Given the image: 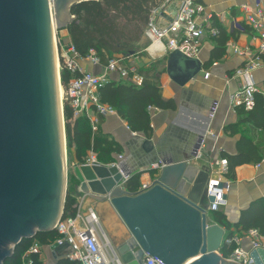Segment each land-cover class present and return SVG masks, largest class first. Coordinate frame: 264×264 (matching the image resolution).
<instances>
[{
  "label": "water",
  "instance_id": "obj_1",
  "mask_svg": "<svg viewBox=\"0 0 264 264\" xmlns=\"http://www.w3.org/2000/svg\"><path fill=\"white\" fill-rule=\"evenodd\" d=\"M83 1L89 0H0V264L22 240L54 230L64 213L66 122L64 160L57 144L56 123L61 120L49 32L53 19L56 30L65 29L73 20L71 8ZM203 66L199 59L175 51L169 55L167 73L184 86ZM62 111L65 114L64 103ZM142 136L137 134L135 140L138 167L127 165L124 170L130 175L148 167L155 178L137 195L119 185L117 166L74 168L79 191L109 200L127 227L128 234L116 247L122 263L143 264L151 256L164 264H238L219 254L225 229L209 224L215 196L208 195L207 186L218 174L192 162L197 150L185 158L166 155L153 139ZM204 137L197 136V149ZM156 163L157 169L152 167ZM225 180L222 177L214 189H221ZM251 257L252 264H264V245Z\"/></svg>",
  "mask_w": 264,
  "mask_h": 264
},
{
  "label": "trees",
  "instance_id": "obj_2",
  "mask_svg": "<svg viewBox=\"0 0 264 264\" xmlns=\"http://www.w3.org/2000/svg\"><path fill=\"white\" fill-rule=\"evenodd\" d=\"M163 0H89L75 4L71 8L73 20L65 28L69 39L65 44H72L81 58H86L90 50H94L103 66L108 60L119 57L129 64L131 58L137 54L136 46L141 42L145 28L149 22L153 7ZM218 35L213 38L214 47L206 67L213 61L223 58L226 53V44L230 34L226 28L219 26ZM61 82L65 90L69 81L79 73H72L60 57ZM144 82L137 86L129 79H113L98 89L100 101L116 109L117 114L127 122L129 129L134 133H142L151 139L154 131L149 107L160 110H176L174 99H165L160 86L161 72L150 77L143 70ZM237 121L227 124L225 132L239 135L236 142V152H223L222 158L227 160V172L224 177L233 180L236 168L244 164H260L264 160V147L259 146L249 132L252 129L264 133V94L259 91L255 94V105L252 110L238 108ZM66 122L67 150L73 152L76 161L83 164L90 151L97 154L98 160L104 165L114 163V155L121 154V147L109 135L104 133L99 124L96 132L92 131V124L88 117L74 118L73 110L68 102L64 105ZM154 174V172H153ZM141 172L130 174L124 183L127 192L137 195L140 193ZM78 209V199L69 188L66 195L65 208L62 220L72 218ZM214 222L225 229V235L220 249L224 258H229L235 244L231 241L234 236H242L250 229H258L264 237V198L256 201L248 210L241 213L239 221L232 223L225 213L220 210L213 213ZM60 235L57 230L39 232L35 237L24 239L16 246L12 255L5 260V264H25L28 259L32 264H43L40 250L26 255L34 242L41 246L54 243ZM54 264H81L71 261L66 256L58 257Z\"/></svg>",
  "mask_w": 264,
  "mask_h": 264
},
{
  "label": "built area",
  "instance_id": "obj_3",
  "mask_svg": "<svg viewBox=\"0 0 264 264\" xmlns=\"http://www.w3.org/2000/svg\"><path fill=\"white\" fill-rule=\"evenodd\" d=\"M49 1L52 4L54 0ZM236 8L234 15L230 10L225 26L230 34L226 44L227 51L244 58L243 64L236 67L232 74V77L237 78L240 83L239 88L229 97L230 106L235 112L241 107L245 110H252L255 105V94L261 91L255 81L254 73L264 67V0H253L251 4L242 3ZM219 18L218 13L207 10V6L202 0H163L152 8L149 22L145 28L144 36L150 41L147 51L155 55L162 50L166 53L178 51L188 58L199 59L205 37L214 38L218 35ZM243 32L249 33L256 43L240 47L236 37ZM60 57L63 58L68 70L72 73H79L78 76H73L70 79L68 89H64L65 98L63 100L65 99V102L71 106L74 118L86 116L90 119L93 132L98 131L101 117L117 113L115 108L102 103L98 95V89L112 80V74L118 75L119 79H129L137 86H141L145 79V76L135 66L123 62L119 57L110 58L105 66L101 64L94 50H90L86 58H81L72 44H65ZM80 60H88L91 64L102 67L103 73L96 74L85 70L81 66ZM205 75H208V72ZM218 106V102H215L209 112L211 118L216 116ZM153 108L155 107L148 108L150 116ZM204 143L205 139L195 158L203 156ZM85 164L100 165L97 162L96 154L92 151H90V156ZM110 165L119 168L122 174L119 185L124 188V183L130 176L125 173L126 157L120 154L118 160ZM203 165L210 174H218V179H210L207 186L208 195L215 196L209 209L218 211L226 202L229 181L225 180L221 189H214V186L218 187L221 183L222 177L227 172L228 163L225 158H221L217 161L206 160ZM152 167L157 169L159 164H153ZM150 185L142 184L140 192L147 190ZM83 202L82 199L79 200L74 217L61 219L56 224L55 229L60 237L56 239L55 243L59 246H68L69 252L66 257L71 261L81 264H123L104 231L98 214L91 207L87 208L86 213H83ZM244 237L251 240L252 251L264 244V237L260 235L258 229H250L242 236H234L231 241L235 244V248L227 258L231 262L253 263L251 252L241 247ZM40 248L41 245L36 241L26 255L28 256L30 252H36ZM25 264H32V260L28 259ZM143 264L164 263L157 258L147 256L143 260Z\"/></svg>",
  "mask_w": 264,
  "mask_h": 264
},
{
  "label": "crops",
  "instance_id": "obj_4",
  "mask_svg": "<svg viewBox=\"0 0 264 264\" xmlns=\"http://www.w3.org/2000/svg\"><path fill=\"white\" fill-rule=\"evenodd\" d=\"M207 6L208 11H214L220 15L218 25L225 28L227 20L231 14H235L236 6L242 3L251 4L253 0H202ZM174 8V7H172ZM68 41V31L65 32ZM64 36V37H65ZM243 39L242 33L237 35L236 41L239 45ZM256 41L250 39L247 45L255 44ZM240 46V45H239ZM214 47V40L210 36L205 37L202 51L200 53V62L204 64L203 71L184 86H180L167 73V61L171 53L162 50L160 59L164 60V71L159 77L165 99H174L176 110H160L153 108L151 110V123L154 134L151 139L158 143L163 154L185 158L188 155L198 152L197 136L205 134V143L203 146V156L194 158L192 162L198 166L205 164L206 160L217 161L222 158L223 152L235 153L236 142L239 135L225 132L227 124L237 121V112L230 106L229 97L240 86L239 80L232 77L236 67L244 62V58L234 53H226L222 59L213 61L209 64L211 52ZM153 62H150V64ZM81 66L96 74L103 73V68L91 64L88 60H80ZM206 69V70H205ZM208 72V75H205ZM112 78H118V75L112 74ZM258 88L264 94V67L254 73ZM215 102H218L216 116L211 118L209 112ZM99 124L104 133L108 134L110 139L114 140L122 149L121 155L127 159V165L130 169L138 167L135 159V140L136 135L142 133L132 132L125 120L117 113L101 117ZM248 126H242L243 131L249 132L254 139L259 142L260 147H264V133L257 130H246ZM146 138L144 135L142 136ZM120 154H115V161ZM90 152L88 153V157ZM114 161V162H115ZM204 166V165H203ZM148 168V167H147ZM146 167L138 171L141 172V183L151 184L154 180L153 172H148ZM229 181V190L226 195V202L221 206L220 211L225 213L232 223L239 221L243 211L248 210L256 201L264 198V160L259 164H244L236 168V176ZM83 200V213L87 208H93L98 214L102 227L109 237L113 247L123 242L128 234L127 227L113 208L109 200L103 201L96 195H84L80 193V200ZM211 216L209 224H214ZM264 245V244H263ZM241 247L252 252L251 240L242 238ZM117 251V250H116ZM69 252L67 245L59 246L55 242L41 246L40 258L43 264H54L58 257L66 256ZM56 253L57 258H55ZM220 254V251H219Z\"/></svg>",
  "mask_w": 264,
  "mask_h": 264
},
{
  "label": "rangeland",
  "instance_id": "obj_5",
  "mask_svg": "<svg viewBox=\"0 0 264 264\" xmlns=\"http://www.w3.org/2000/svg\"><path fill=\"white\" fill-rule=\"evenodd\" d=\"M65 32H66V29L56 30L55 36H54L55 46H57L56 54L57 53L59 54V58L61 56V52L65 48V42H66V36H65L66 33ZM242 35H243V39L241 42H239V45H240V47H245L246 44H248V42L250 41L251 35L249 33H246V32H243ZM149 44H150V41L148 40V38H146L143 35L141 42H139V44L135 48L137 50V54H135L131 58V61L129 64H131L132 66H135L138 70H143L146 75H149L150 77H154V75L159 73V72L163 73V71H164V60L159 58V57H162L161 56L162 53H159L157 55H155V54L153 55V53L147 51V47L149 46ZM60 45H62V46H60ZM150 62H153V63L150 64ZM60 71H61V67H60ZM195 73L197 74L198 71ZM63 90H64V88H63ZM63 98H65L64 92H63ZM63 103L65 105V99L63 100ZM67 155H68L67 156L68 157L67 191L70 188L71 191L76 195L78 202H79L80 193H81L79 191L80 183L76 177L74 168H75V165H81V164H79L76 161V159L74 157V153L72 151L68 152V150H67ZM96 157H97V154H96ZM87 159H88V155L86 157V160ZM97 162L100 165H104L98 160V158H97ZM83 164H85V163H83ZM108 166H111V165H108Z\"/></svg>",
  "mask_w": 264,
  "mask_h": 264
},
{
  "label": "bare ground",
  "instance_id": "obj_6",
  "mask_svg": "<svg viewBox=\"0 0 264 264\" xmlns=\"http://www.w3.org/2000/svg\"><path fill=\"white\" fill-rule=\"evenodd\" d=\"M56 23L55 20L53 19L51 21V29H50V35H49V43L51 42L52 44V51L50 52V63L51 66L55 68V73L57 77V87H56V93H57V102H58V111L60 113V120L61 122H58V116H57V123H56V133H57V144L60 146L62 149V153L64 155V160H65V133H64V124H65V115L63 114L62 111V104H63V86L61 84V79H60V60L57 52V46H55L54 42V36L56 32ZM154 55V54H153ZM53 64H52V62ZM65 166V163L63 162V167ZM65 169V167H64ZM63 189L64 187L62 186L61 188V193L63 195Z\"/></svg>",
  "mask_w": 264,
  "mask_h": 264
}]
</instances>
